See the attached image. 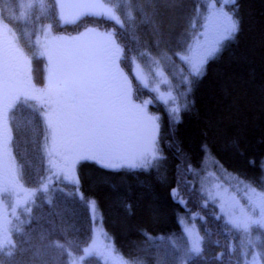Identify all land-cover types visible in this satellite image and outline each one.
Instances as JSON below:
<instances>
[{
  "label": "trees",
  "instance_id": "obj_1",
  "mask_svg": "<svg viewBox=\"0 0 264 264\" xmlns=\"http://www.w3.org/2000/svg\"><path fill=\"white\" fill-rule=\"evenodd\" d=\"M20 1L0 0V17L5 21L15 17ZM107 2L112 6L115 0ZM206 3L183 0L174 9L159 0H129L119 9L124 29L113 20L90 14L65 22L55 6L28 13L24 25L29 26L30 37L25 54L35 85L46 82L45 60L33 40L36 33L45 23L68 33L85 21L82 27L117 31L118 43L124 47L120 59L127 69L158 66L169 78L171 98L165 104L132 71L134 100L157 118L155 151L163 159L149 158L153 166L147 170L79 160L74 179L49 167L44 144L46 136L50 140V131L43 107L36 108L35 99L18 103L9 116L20 187L17 194L0 197V225L10 221L8 235L16 249L12 257L0 254V264H71L90 243L95 218L112 262L93 253L82 264H244V257L255 251L264 264V230L231 228L201 184L207 171L221 174L243 203L247 202L244 182L264 187V0H236L235 6H226L238 21V31L208 60L199 78L182 83L189 76V65L176 54L186 55L195 34L203 31L202 21L195 29L191 22L197 5ZM177 106L179 122L171 123L167 109ZM39 176L52 179L47 190L33 195L31 190L40 188ZM174 188L180 189L179 198L185 203L173 199ZM85 200L94 201L95 206L86 205ZM186 223H193L202 238L199 255L188 251ZM3 235L0 232V240Z\"/></svg>",
  "mask_w": 264,
  "mask_h": 264
},
{
  "label": "snow or ice",
  "instance_id": "obj_2",
  "mask_svg": "<svg viewBox=\"0 0 264 264\" xmlns=\"http://www.w3.org/2000/svg\"><path fill=\"white\" fill-rule=\"evenodd\" d=\"M128 2L129 0H115L112 6H108L97 0L95 3L66 5L63 0H55L53 5L45 4L41 0L40 7L60 8V18L65 22H67V17L63 12L65 8H84L88 11L78 13V16L90 14L103 17L115 21L116 25L124 29L125 24L120 18L119 9ZM149 2L155 3L157 0H149ZM159 2L178 9L182 6L183 0H159ZM235 4L236 0H207L206 5H197L196 16L192 19L191 28L195 29L198 22L202 21L199 27L203 31L195 34L193 44L188 46L186 55L176 54L189 65V76L184 77L182 83L190 84L193 79L199 78L208 60L219 53L224 42L234 37L238 31V21L233 12L226 10V6H235ZM35 6V4L28 5V7ZM94 9H99V11H93ZM127 18L133 19L130 12ZM50 28L49 25L45 29V34ZM104 36L106 41L102 54L92 50H66L61 53H49V82L45 89H36L31 85L30 76L27 74L28 60L23 56L15 39L0 42V197L16 192L20 187L18 181L21 173L13 156V131L10 126L9 113L18 103H27L29 100L37 99V94L49 97L55 105L50 112L42 113L51 135V146L48 136L45 137L44 144V151L49 157L59 155L55 151L57 138L62 133H67L69 130L71 132L72 140L64 146L61 163L57 164L55 160L49 161L50 167H58L65 178L70 176L79 160H94L102 167L116 168L120 165L113 161L130 159L139 161V163H132L131 167H141L147 170L153 166V160L148 158L150 150L153 159H163L155 151V134L147 136L149 147L127 153L129 141L121 135V129L126 127L129 117L137 121L145 117L142 106L131 103L133 90L131 82L117 64L124 52V47L118 43L117 31L114 29L106 32ZM140 55L143 56L145 53ZM54 56L55 59H53ZM144 86L147 87V84L144 83ZM164 102L167 104L166 100ZM167 111L170 122L178 123L179 107H172ZM146 119L151 123L152 133H158L159 125L154 123L157 118L147 117ZM51 179V176H39L40 188L31 190V193L34 195L36 191L47 190ZM172 195L177 202L185 203L182 198H179V188H174ZM245 196L247 204L239 207L233 206L228 212L229 220L226 224H231L234 228L245 232H248L252 226L264 229V191H257L256 188L248 186ZM213 198V195L209 193L208 199ZM232 199L235 201V197ZM207 203L206 199L204 206H207ZM85 204L95 206L94 201L85 200ZM12 215H15V212ZM8 224L10 221L5 219L0 225V232L4 234L3 240H0V254L12 257L15 255L16 245L8 235ZM149 239L152 238L149 237ZM201 239L198 237L192 242L188 250L190 253L199 255L202 252ZM56 246L63 247L62 245ZM5 248L10 250L4 252ZM93 251L90 247H85L81 261L92 255Z\"/></svg>",
  "mask_w": 264,
  "mask_h": 264
},
{
  "label": "rangeland",
  "instance_id": "obj_3",
  "mask_svg": "<svg viewBox=\"0 0 264 264\" xmlns=\"http://www.w3.org/2000/svg\"><path fill=\"white\" fill-rule=\"evenodd\" d=\"M55 1V0H54ZM97 0H63V3L66 5H79V4H86V3H95ZM101 3H105L108 6H110L107 2V0H99ZM41 0H21L18 2V7L16 11H14L15 17L17 15L18 20L10 16L11 18L8 19V21H5L0 17V42L13 40L15 39V42L17 46L21 49L20 43L22 44V53L23 56L27 58L28 60V66H27V74L30 76L29 69L32 68L31 61L28 56L25 54V46L27 45V42H29L30 37V29L28 25H24V22H26L29 12L32 9L41 10L43 8L40 7ZM43 3L46 4L45 0H43ZM30 4H35V7H28ZM75 9V10H74ZM59 15L61 16V9H59ZM88 10L84 8L79 7H68L63 10L65 16H67V22H74L75 20L79 19L81 20V16L74 17L77 13L87 12ZM93 11H99V9H94ZM29 13V14H28ZM86 15V14H84ZM83 16V15H82ZM80 17V18H79ZM72 19H74L72 21ZM64 21V20H63ZM85 23V21H84ZM83 22L79 23L77 27H75L73 30L71 29L68 31V33H63L65 30L63 29H57V26L53 27L50 25V23H45L41 29L36 33L33 40L35 42V48L38 53L43 55L45 60V71H46V82L43 86L35 85L30 77V83L32 86H34L36 89H45L49 82V68H50V60H49V53H61L66 50H92L96 51L98 53H103L105 48V41L106 37L104 36V33L110 32L104 29H99L96 27H90L82 25ZM74 24V23H73ZM51 26L50 30L45 34V29L48 26ZM76 26V23H75ZM92 31H89V30ZM39 41V43L37 42ZM44 53V54H42ZM123 55L120 56L122 58ZM55 59V56L53 57ZM119 69L123 72V74L127 77L128 81L131 82L132 89L133 83L130 78V74L132 71H135V73L142 79L143 83H146L147 86H149L150 90L155 93V95L162 99L166 100L168 98H171V92H170V82L169 78L163 73V71L156 65L150 64L147 68L138 65V67L131 69H127L124 64H126L125 60L120 59L117 61ZM142 76V77H141ZM38 98L35 99L36 101V108L43 107L44 112H50L55 105L52 103L51 99L44 95L37 94ZM137 101L134 100L133 97V90L131 94V103L135 105H141L140 102L136 103ZM143 108V114L144 119L137 121L133 117H129L127 121L126 127L121 129V135L125 136L127 140L129 141L127 145V153H132L134 151L142 150L146 147H149L147 142V136L149 134H155L152 133L151 129V123L146 119L147 117H151L149 112H145L144 105H141ZM43 112V113H44ZM143 136V138H141ZM72 140L71 132L62 133L56 141V149L55 151L59 153V155H54L50 157V160H55L57 164L61 163L62 156L64 154V146L66 143L70 142ZM49 145L51 146V135L49 140ZM57 157V159H55ZM151 150L148 153V158H151ZM113 163L118 164L120 166H128L132 163H139V161H132V160H120L117 159L113 161ZM50 167V165H49ZM53 172H56V170L59 168H52ZM60 171V170H59ZM64 175V174H63ZM65 176V175H64ZM69 179L76 178V172H75V166L73 172L68 177ZM226 177L215 173L214 171H207V173L204 174V177L202 179V190L205 192V195L208 197V194L211 193L213 195V199H210L214 202V204L218 208V212L221 213L225 220H229L228 212L232 209L233 206L239 207L242 205H246V203H243L240 197L233 193L231 191L232 186L228 185L226 183ZM238 186V185H233ZM243 189L245 187L251 186L257 189V191H264V187L261 185H254L252 183L244 182ZM18 191L13 192L11 195L17 194ZM217 194H219L217 196ZM8 195V194H7ZM245 196V194H244ZM232 197H235V201H233ZM246 199V196L244 197ZM95 213L92 214V219L95 218ZM2 220V217H0V221ZM93 223V230H92V238L90 243L86 247H90L93 249V253H96L99 256L104 257V260H109L110 263L112 262V255L110 254L111 250L108 248V243L106 242L104 238V232L100 225L97 223V219ZM229 226L235 230L237 228H234L231 224ZM184 232L186 236L189 239L190 246H192V242L195 241L199 236V233L197 231L196 226L193 223H186L184 225ZM243 231L242 229H240ZM249 230H264L262 228H259L258 226H252ZM255 241V240H254ZM201 244V241H200ZM84 256L83 254L78 258H73L71 260V264H73V261H75V264H82L81 257ZM245 256V255H244ZM117 263V262H116ZM244 264H263V258L262 255L255 251L250 256L244 257Z\"/></svg>",
  "mask_w": 264,
  "mask_h": 264
}]
</instances>
